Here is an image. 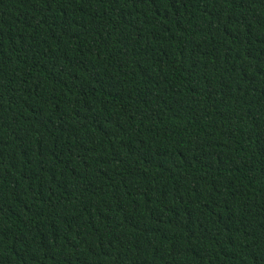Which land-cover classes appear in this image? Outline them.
<instances>
[{"label":"trees","instance_id":"16d2710c","mask_svg":"<svg viewBox=\"0 0 264 264\" xmlns=\"http://www.w3.org/2000/svg\"><path fill=\"white\" fill-rule=\"evenodd\" d=\"M0 264H264V0H0Z\"/></svg>","mask_w":264,"mask_h":264}]
</instances>
